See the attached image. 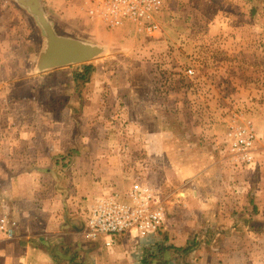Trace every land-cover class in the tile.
I'll return each mask as SVG.
<instances>
[{"label":"rangeland","instance_id":"1","mask_svg":"<svg viewBox=\"0 0 264 264\" xmlns=\"http://www.w3.org/2000/svg\"><path fill=\"white\" fill-rule=\"evenodd\" d=\"M39 2L57 34L105 50L85 62L92 69L81 83L75 74L82 72V63L37 71L45 38L41 25L17 0H0L6 7L0 11V152L8 138L26 135L31 137L28 153L50 149L66 154L59 165L67 178L68 203L78 208L81 232L92 199L122 192L135 179L158 187L166 212L159 233L170 217L169 198L183 197L179 188L218 155L223 187L256 164L255 157L249 165L231 160L224 133L230 115L243 110L231 101L228 74L264 73V0H189L209 11L192 15L172 13V5L180 3L161 0L158 37L127 23L108 29L86 18L79 0ZM222 9L231 15L213 13ZM182 35L189 38V48L181 46ZM190 67L195 74L187 76ZM67 155L75 157L73 166ZM75 166L85 173L69 176ZM88 185L93 188H83ZM0 211L6 212L4 205ZM82 238L90 241L83 233ZM94 242L106 247L102 237ZM188 254L186 261L193 264ZM260 258L264 264V249Z\"/></svg>","mask_w":264,"mask_h":264},{"label":"crops","instance_id":"2","mask_svg":"<svg viewBox=\"0 0 264 264\" xmlns=\"http://www.w3.org/2000/svg\"><path fill=\"white\" fill-rule=\"evenodd\" d=\"M172 1L180 3L172 5V13L175 9L176 13L185 15L209 12L205 6L189 0H163L164 4ZM0 7V11H5V6ZM223 12L231 15L227 9L213 13ZM185 19L190 21L187 16ZM180 40L181 46L189 48V38L182 35ZM228 76L231 77L232 103L243 107L242 111L250 117L257 133L253 151L256 164L244 167L238 182L228 181L223 187L218 182L223 172V158L220 151L216 152L221 153V157L215 156L216 161L212 160L196 172L195 180L179 188L184 191L183 197L169 198L167 213L170 217L162 231L139 239L121 235L111 248L82 238L78 208L68 203L64 188L67 178L59 165L61 159L66 160V154L50 149L28 153L25 146L31 137L8 138L4 153L0 152V205L11 213L16 226L11 238L0 232V264L186 262L189 258H180L179 249L189 245L193 236H205L188 254L193 256L194 264H251V261L260 264L264 249V73H229ZM210 126L214 128L216 124L210 123ZM12 142L19 146L13 148ZM163 153H167V147L163 148ZM69 157L71 162L75 159L67 155ZM78 173L85 172L75 166L69 176ZM72 177L75 181L76 177Z\"/></svg>","mask_w":264,"mask_h":264},{"label":"built area","instance_id":"3","mask_svg":"<svg viewBox=\"0 0 264 264\" xmlns=\"http://www.w3.org/2000/svg\"><path fill=\"white\" fill-rule=\"evenodd\" d=\"M80 10L89 20L100 22L108 29L129 24L135 31L148 37L161 33L159 15L161 0H79ZM194 75L193 68L186 69ZM256 133L250 118L243 111L233 112L227 120L224 133L225 150L236 163L249 165L254 160ZM83 234L90 241L103 238L106 247L117 237L129 235L143 238L161 230L165 222V208L158 187L135 179L128 188L96 196L87 205ZM16 221L0 211V232L6 238L13 236Z\"/></svg>","mask_w":264,"mask_h":264},{"label":"water","instance_id":"4","mask_svg":"<svg viewBox=\"0 0 264 264\" xmlns=\"http://www.w3.org/2000/svg\"><path fill=\"white\" fill-rule=\"evenodd\" d=\"M17 2L36 16L45 34L43 47L35 62L37 71L85 63L104 52L103 46L57 34L41 9L39 0H17Z\"/></svg>","mask_w":264,"mask_h":264},{"label":"trees","instance_id":"5","mask_svg":"<svg viewBox=\"0 0 264 264\" xmlns=\"http://www.w3.org/2000/svg\"><path fill=\"white\" fill-rule=\"evenodd\" d=\"M82 66V72L81 73H76L75 74V80H77V82L81 83L82 81H87L88 80V77H89V74H90V71L92 69V66L87 64V63H82L81 64ZM80 228H81V225H79ZM201 239L198 237V236H193L192 237V241L191 243H189V245H187L186 247H184L183 249H179L180 253H179V257L180 258H185V256L191 251L193 250L197 243H199ZM175 261L173 260L171 263L172 264H189L186 262H179V263H174ZM154 264H161L159 263V261H154ZM194 264V263H193Z\"/></svg>","mask_w":264,"mask_h":264}]
</instances>
